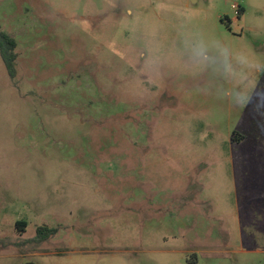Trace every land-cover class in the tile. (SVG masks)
<instances>
[{
    "label": "rangeland",
    "instance_id": "rangeland-1",
    "mask_svg": "<svg viewBox=\"0 0 264 264\" xmlns=\"http://www.w3.org/2000/svg\"><path fill=\"white\" fill-rule=\"evenodd\" d=\"M0 28V264H264V0H0Z\"/></svg>",
    "mask_w": 264,
    "mask_h": 264
},
{
    "label": "trees",
    "instance_id": "trees-1",
    "mask_svg": "<svg viewBox=\"0 0 264 264\" xmlns=\"http://www.w3.org/2000/svg\"><path fill=\"white\" fill-rule=\"evenodd\" d=\"M17 43L8 34L1 31L0 28V57L6 67L9 78L14 81L16 79V60H17ZM17 227L19 230L25 228V222H18ZM57 233L56 229H50L46 226L37 228L36 241L44 242ZM26 264H37L35 262H27Z\"/></svg>",
    "mask_w": 264,
    "mask_h": 264
}]
</instances>
